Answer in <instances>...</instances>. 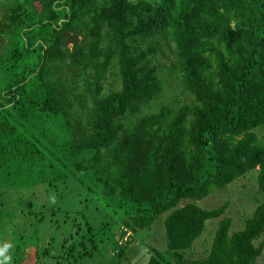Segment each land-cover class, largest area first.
I'll return each instance as SVG.
<instances>
[{"label":"trees","instance_id":"obj_1","mask_svg":"<svg viewBox=\"0 0 264 264\" xmlns=\"http://www.w3.org/2000/svg\"><path fill=\"white\" fill-rule=\"evenodd\" d=\"M161 38L174 46L193 103L143 114L163 92L154 61ZM112 74L118 88L107 91ZM261 129L264 0H21L4 9L0 183L13 190L77 185L116 216L96 228L75 211V232L59 259L105 255L111 246L121 264L118 233L148 229L171 212L167 250H153L147 264H255L264 201L243 230L232 233V220H221L205 259L186 254L206 222L228 208L196 202L251 171L264 195ZM183 200L190 202L179 206Z\"/></svg>","mask_w":264,"mask_h":264},{"label":"rangeland","instance_id":"obj_2","mask_svg":"<svg viewBox=\"0 0 264 264\" xmlns=\"http://www.w3.org/2000/svg\"><path fill=\"white\" fill-rule=\"evenodd\" d=\"M16 1L21 0H0V19L4 15L6 5ZM159 41L161 50L154 61L163 70V92L154 103L143 110V114L155 113L161 106L193 103V98L184 90L181 75L174 65L173 44H168L163 38ZM115 77V74H112L104 81L107 91L118 88V85H114ZM258 135L264 139V129L259 130ZM258 188V172L251 171L224 189L214 190L208 197L196 202L199 207L208 211L215 210L225 203H228V208L223 217L206 222L202 236L186 254V258L192 261L206 258L219 223L225 218L232 220V233L243 230L256 207L264 201V195ZM83 189L73 184H58L55 188L39 185L30 190H13L0 183V261L7 258V264H114L111 246L105 255L95 254L92 258L83 257L77 261L59 259L64 254V241L75 232V211H83L96 228L116 220L113 212L106 210L94 196L90 197ZM189 202L190 200H183L179 206ZM53 209L57 214L51 216ZM58 210L61 211L58 213ZM30 212L35 213L37 218L29 216ZM42 214L45 219L39 222L37 219ZM170 214L171 212L162 214L148 229L137 233L126 232L123 237L118 233L116 239L124 249L121 264H147L153 250H167L164 221ZM261 243L263 252L255 264H264V235L255 241L256 246ZM87 246L90 248L88 243ZM78 251L80 255L76 253L75 256L82 257L83 249L78 247L76 252Z\"/></svg>","mask_w":264,"mask_h":264},{"label":"clouds","instance_id":"obj_3","mask_svg":"<svg viewBox=\"0 0 264 264\" xmlns=\"http://www.w3.org/2000/svg\"><path fill=\"white\" fill-rule=\"evenodd\" d=\"M0 264H7V258L4 261H0Z\"/></svg>","mask_w":264,"mask_h":264}]
</instances>
